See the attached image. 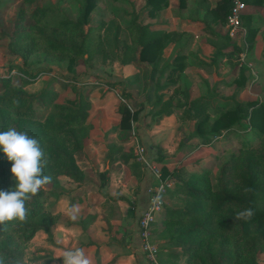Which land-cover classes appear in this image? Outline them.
<instances>
[{"label": "trees", "instance_id": "1", "mask_svg": "<svg viewBox=\"0 0 264 264\" xmlns=\"http://www.w3.org/2000/svg\"><path fill=\"white\" fill-rule=\"evenodd\" d=\"M59 3L61 0L56 1V4ZM81 4L82 13L78 18H72L55 8V12L62 18L52 28L39 27V30L34 25L40 8L34 9L30 13L34 20L25 26L26 32L23 33L24 29L19 23L20 27L8 36V55L18 56L24 63L29 54L39 50L41 46L42 58L46 61L52 60L51 58L62 59V52H70L66 66L69 70H72L70 64L76 57H85V61L106 57L121 63L139 58L156 63L162 46L160 38L145 40L147 33H137L143 27L131 20L128 26L131 31L130 44L123 45L128 50H123L122 55L117 58L114 52H109L103 46V35L100 33L102 23L85 27L96 0H81ZM164 5L165 1L158 2L153 8L156 10ZM227 11L228 0H223L220 15L223 13L225 18ZM5 36L0 25V39ZM225 40L228 46L226 36ZM251 42L252 37L247 36L245 46L239 48L236 46L241 44L232 42L224 52L228 57H237L240 50L246 47L247 51L250 48ZM138 46L140 50L137 53ZM181 68V65L175 66L173 71ZM245 69V64L239 66L232 79L235 89L224 98L225 102H232V106L220 112L215 109L217 114L213 120H210L209 111L213 109L210 96L188 100L183 90L181 93L185 99L182 103L170 100L162 102L160 95L149 102L152 104L150 111L158 112L155 120L170 114L172 106L180 108L181 120L193 121L191 137H199L204 144L209 142V137L240 124L245 118L251 135L259 140L256 144L241 147L237 154L230 155L219 166L213 186L204 172L183 171L181 175L177 173L176 178L173 176L177 185L168 190H171V194L188 199L181 206L165 208L164 217L160 221L163 229L159 233H169L182 253L181 256L165 253L168 264H180L178 258H183L181 264H258L253 253L256 249L264 248V102L234 100L236 90L244 84ZM10 71L11 69L7 71V76H0V131L12 126L36 137L48 161L44 175L51 177L46 185L48 188H43L26 202L28 217L24 222L13 220L0 224V261L2 264H24V249L36 232L42 231L47 242L54 245L51 228L58 214L53 212L47 199L55 196L52 188L58 184L59 177H65L76 184L83 180L84 174L77 164L76 156L82 154L84 140L91 129L88 121V96L94 87L92 83H86V92L78 90L72 99H67L62 104H53L52 111L41 119L33 110V104L42 106L51 100L47 85L36 93H29L23 85L32 83L38 74L20 70L17 76L12 77L9 75ZM120 98L123 99L124 96L120 95ZM117 112L118 128L130 129L138 110L120 100ZM120 151L109 148L106 157L112 161ZM156 152L159 155L155 160L158 161L161 159L160 150ZM10 168L11 162L0 153V190H11L14 185L10 179ZM161 170L160 178L167 180V170L164 167ZM244 209H251L252 217L248 220L235 219V213Z\"/></svg>", "mask_w": 264, "mask_h": 264}, {"label": "crops", "instance_id": "2", "mask_svg": "<svg viewBox=\"0 0 264 264\" xmlns=\"http://www.w3.org/2000/svg\"><path fill=\"white\" fill-rule=\"evenodd\" d=\"M97 1L95 8H98ZM162 1H165V5L155 10L153 5ZM243 1L245 8L241 15V27L244 36L241 46L236 47L245 46L247 36L252 37V42L247 51L245 47L238 52L239 57H228L224 52L233 41L225 33L223 13L220 15L223 0H111L109 5L101 8L98 22L94 20L95 13H90L85 27L89 24L102 23L101 36L102 33H115L117 37L120 33L119 36L123 37L121 33H125V39L117 47L120 56L123 50H128L123 46L124 43L130 44L129 33L131 31L128 26L131 20H135L138 26L143 27L137 33H147L145 40L160 38L162 46L156 63L151 60L142 61L139 58L123 63L106 57L92 59L94 63L103 65L104 68L117 66L118 71L113 76L109 75L104 78L102 84L92 82L94 88L88 96L90 109L92 110L93 104H96V96H100L99 90L104 99L111 98L117 93L107 85L122 80L126 83L116 84L115 87L120 90L124 89L133 95L132 98L137 100L135 105H131V100L129 102L128 95L124 93L122 101L130 104L133 109L138 110V113L136 120L131 121V128L126 130L118 128L119 113L117 111L113 110L109 113L102 106L100 110L93 113L89 109L88 121L91 129L82 147V156L85 157L87 168L82 170L84 176L80 184L68 181L65 177H59L65 178L68 184L72 183L75 189L73 188V191L65 195L58 194L55 210L51 207L53 212L58 214L51 228L54 245L47 242L42 231L36 232L30 241V244L33 246L36 244L35 247L39 246L49 254L47 264H62V260L56 257H59L65 249L77 247L85 250L92 264H151L138 251L135 221L138 213L146 206L147 188L154 186L157 182L141 166L139 172L131 171L132 158H125L120 150L125 146L124 144L132 150L136 143L148 141L150 142L147 146L149 153L152 154L159 149L160 154L165 155L168 149L177 145L175 138L182 130L191 134L193 121L192 128L186 129V125L181 127L180 125L184 124L185 120H181L182 113L176 106L171 107L170 114L162 115L156 120L155 116L152 120L144 110L145 107L150 110L148 103L153 102L159 95L162 102L170 100L182 103L185 99L181 93L183 90L188 100L210 96L213 102L215 96L219 95L216 90H220L219 92L223 94V88H229L227 97L235 89L232 79L242 64L246 66L245 81L243 86L236 90L234 100L237 102L258 100L255 97L245 98L246 91L253 85H264V78L260 80L261 77L256 76L253 71L255 68L244 63V59H247L248 53L258 48L256 50L258 56L254 54L252 56L255 57L254 61L259 60L258 63L264 67V0ZM225 36L229 42L228 46L225 44L227 43ZM103 46L109 52H115L113 44L108 42L103 43ZM224 46L226 47L223 48ZM139 50L140 46L137 48V53ZM14 62L17 63V61ZM178 65L182 68L179 71H173ZM229 66L231 68H228ZM247 68L249 69L248 75L246 74ZM229 70L233 73L229 79H225L226 76H230L229 72L227 73ZM255 71L259 73L257 69ZM134 75L139 81L136 89L131 85L128 86L129 83L126 81ZM212 87L214 93L218 95H212ZM118 100L120 101L121 98ZM142 119H146V125L135 128V125ZM136 135L140 141L137 140ZM167 137L170 138L168 143L165 142ZM194 139L195 137L188 138L186 144H190ZM108 142H111L110 146L107 145ZM109 148L120 151V154L112 161L106 157ZM162 161H165V158ZM86 171L91 172L93 177L96 176L99 182L97 184H93L92 181L85 183ZM130 188L135 189V192ZM106 195L107 199L111 198L108 202L112 203L118 213V222L114 225H111V222L108 223L107 220L105 224L98 221L100 209L104 200H107ZM72 205H79L81 209L75 221L70 219L67 212ZM162 250L165 251V249Z\"/></svg>", "mask_w": 264, "mask_h": 264}, {"label": "rangeland", "instance_id": "3", "mask_svg": "<svg viewBox=\"0 0 264 264\" xmlns=\"http://www.w3.org/2000/svg\"><path fill=\"white\" fill-rule=\"evenodd\" d=\"M56 1L57 0H0V25L2 26L3 32L6 35L4 38L0 39V76L2 77L7 76L8 75L7 71L10 69L11 71L9 75L12 77L17 76L20 73V70H25V72H30L31 74H36V73L38 74L36 76V79L32 82L31 85L24 84L23 88L25 89V91L29 93H36L42 87L47 85V88L50 92V96L52 97L51 100L49 102L44 103L42 106L35 103L33 104V110L35 111L38 118L41 119H43L50 111H52L53 104L55 103L62 104L64 103L65 100L72 99L73 97H75L76 92L78 90H82V92H86L87 89L86 87L88 86L86 85V83L96 82L98 84H102L104 82V78H107L109 75L113 76L118 71L117 66H115L114 68L112 66H110L109 68H104L103 65L96 64L93 62L96 59L85 61L84 59L85 57L74 58L70 64L72 70H69L66 68V66L68 64L70 52H62V56H63L62 59L51 58L52 60L46 61L42 58L43 55L42 46L40 47L39 50L29 54V56L26 58L24 63H22L20 57L8 55L7 52L8 39H9L8 36L12 31H15V29H18L20 26L22 27V29H24L23 33L26 32L25 26L27 24L32 23L34 20V18L30 15V13L34 9L40 8V11L36 16V18H38V20H36L37 23L34 25L35 28L38 30L39 27L40 29L41 28L43 29L44 27L52 28V26L57 22V20L62 18L60 14L55 12V8L64 11L68 16L72 18H78L81 15L82 13L81 0H62V2L59 4H56ZM110 2L111 0H98L97 1L98 8L94 7L91 9L90 13H95L94 20L96 22L99 21L100 18L99 14H101V8L105 7V5H109ZM94 9H98V10H94ZM111 13L114 15L113 12ZM18 24L20 26H18ZM102 35H103V43L106 44L109 42L110 44H113L114 45L113 50L117 53L116 54L114 52L115 57L119 58L120 54L117 51L119 50L117 49V47H119V45H121L120 43H122L123 40L125 39V33H121V36L123 37L119 36L120 33H118L117 37L116 34L115 36H113L112 33H107V34L102 33ZM256 50H258V48ZM256 50L248 53L247 59L246 60L244 59V63L246 62V64L249 67L251 66L252 68L254 67L255 70L257 69L259 73L255 70L253 71L256 76L261 77L260 78L261 80L262 77L264 78V67L258 63L259 60L258 62L254 61L255 57L252 55L254 54L258 56ZM14 61H17L18 64L15 63ZM228 68H231V66H229ZM248 71L249 69L247 68L246 71L247 75L249 74ZM228 72L230 76H226L225 79H229V77H231V74L233 73L232 70L227 71V73ZM126 81L127 83H129L128 86L131 85L132 88L134 89L138 88L139 86V84H137V82L139 81H137L135 75L133 77L132 76L129 77ZM33 83L36 84L33 85ZM119 83L125 84L126 82L122 80H118L116 82L107 85L108 87L114 89L115 93H117L115 94V96H112L111 98L104 99L103 94L99 90L100 96H96L97 97L96 104L94 103L92 110L90 109L92 113L94 111L100 110L101 106L103 107V109L109 111V113H112L113 110L117 111V106L119 103L118 98H120V95L123 96V93L128 95V100L129 102L131 100L130 102L131 105H135L137 103L136 102L137 100L132 98L133 97L132 94H129L124 89L120 90V88L115 87V85ZM183 86L184 85H182V87ZM216 91H217L216 93H219V95L214 93L212 87L211 90L212 95L214 94V96L215 95L218 96H215V99L212 102L213 109H210L209 111L210 120H213L215 118V115L217 114V111L215 109H218V112H220L223 111L225 108L232 106V102L227 103L224 101L226 95L229 94L230 91L229 88H223V94L219 92L220 90L219 91L216 90ZM133 93H135V91H133ZM246 93L247 94L245 98L255 97L258 99V101L264 102V85L261 86L253 85L251 88H248ZM151 105H152L151 103L150 104L148 103L147 106H150L151 108ZM144 110L148 113V115L152 118V120L158 114L157 111L151 114L152 111L148 110V108L146 107ZM145 121L146 119H142L140 122L137 123V125H135V128H138L140 126H145L146 125ZM183 123L184 124L180 125L181 127L186 125L187 126L186 129L192 128L191 126L192 121H184ZM136 138L138 141H140L138 135H136ZM188 138H191L190 133L186 131L183 132L182 130V132H180L175 138L177 145L174 146L172 149H168L165 155L160 154L161 159L158 160L160 164L155 160V157L157 156L158 152L154 151L151 154L148 151L147 146L148 143L150 142L142 141L143 143L142 142L136 143L142 145V147L144 148L143 149L144 157L148 160L154 161V164L157 167V171L160 172V174L162 172L161 167H164L167 170L166 177L167 180L170 182V186L165 187L164 189L162 188L163 189V190L161 189L162 192L161 193L159 192L160 193L159 199L161 201L160 211H158V213L155 215L149 230V238L158 245V249H159L157 255L158 264H168L167 262L168 260L166 259L165 253H174L180 256L182 255L181 249L174 244V239L169 233L167 234L159 233L163 229V225L160 224V221L164 217L165 208L167 209L171 207L181 206L182 202L188 199V198H183L182 196L171 194L170 192L171 190H168V189H173L177 185V180L176 182L174 180V177L176 178L175 175L177 173L181 175L183 171L193 172V173L204 172L206 173L205 176L210 181L211 186H213V184L215 183V176L217 174L219 166L222 163H224L230 155L237 154L238 150L241 147L247 146V144L253 145L258 143L259 141L256 137L251 135V132L249 131V126L247 125L246 118L241 120L240 124L235 125L232 128L222 130L216 136L209 137L208 138L209 142L206 144L202 143L199 137H195V139L192 140L190 144H186L188 142ZM169 140L170 138L167 137L165 142L168 143ZM110 143L111 142H108L107 145H109ZM124 145L125 146L122 148V155L125 157L127 156V158L129 157V159L133 158L134 163L131 162V166H132L131 171L139 172L140 164L138 163V161L135 160L132 154L133 151L126 144ZM107 147L108 146H106V148ZM82 155L83 153L78 154L76 156V160L78 165H80L82 167V170L84 171L85 167L87 168V163H85L86 162L85 157L83 158ZM163 158H165V161H162ZM85 176H86L84 180L85 183L88 181H92L93 184L94 183L97 184L99 182L98 178L96 176L93 177L91 172L86 171ZM47 188L48 186L44 187V189ZM73 188L74 186L72 185V183L68 184V181L65 178H59L58 184H55L52 188L55 196H52L47 199L48 204L51 205L55 210L56 201L58 199L57 195L58 194L65 195V193L73 191L75 189ZM130 189L131 191L135 192V189L133 188ZM105 199H107V195ZM110 199L111 198L109 197L107 200H104L105 205L103 203L100 209L101 211L99 214L98 221L104 223L107 220L108 223L111 222L112 223L111 225H114L115 222L116 223L118 222V213L116 208L112 205V203L108 202V200ZM132 217H133L132 220L134 221V216L132 215ZM125 238L126 239L128 238L127 235L125 236ZM35 246L37 245L35 244ZM35 246L30 244L29 242V244L25 247L23 254L24 264H43L48 259L49 254L46 253L39 246L38 247ZM162 249H165V251H163ZM253 258L258 264H264V248L256 249L253 253ZM178 259H179V263L181 264L183 262V258L181 259L178 258Z\"/></svg>", "mask_w": 264, "mask_h": 264}, {"label": "clouds", "instance_id": "4", "mask_svg": "<svg viewBox=\"0 0 264 264\" xmlns=\"http://www.w3.org/2000/svg\"><path fill=\"white\" fill-rule=\"evenodd\" d=\"M0 153L11 162L10 179L14 182L11 190H0V224L13 220L24 222L28 217L26 202L51 180L50 176L44 175L48 162L45 152L36 137L10 126L0 131ZM80 210L79 205L68 208L70 219L77 220ZM252 215L251 209H244L235 213V219L248 220ZM56 258L61 259L62 264H92L85 250L79 247L65 249Z\"/></svg>", "mask_w": 264, "mask_h": 264}, {"label": "built area", "instance_id": "5", "mask_svg": "<svg viewBox=\"0 0 264 264\" xmlns=\"http://www.w3.org/2000/svg\"><path fill=\"white\" fill-rule=\"evenodd\" d=\"M244 8L245 3L243 0H228V11L225 16L224 25L225 33L237 45L242 43L244 36V31L241 27V15ZM143 149L142 145L135 144L132 154L142 169L150 173L152 178H156L154 180H156L157 185L155 184L147 188L146 206L138 213L135 221L136 237L138 239V251L149 263L158 264V245L149 238V230L155 215L160 211L161 201L159 195L165 187L170 186V182L160 178V172L157 171L154 162L144 157Z\"/></svg>", "mask_w": 264, "mask_h": 264}]
</instances>
